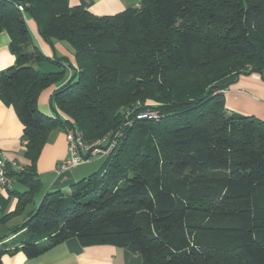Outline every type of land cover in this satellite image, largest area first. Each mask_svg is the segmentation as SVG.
Wrapping results in <instances>:
<instances>
[{
  "label": "trees",
  "instance_id": "1",
  "mask_svg": "<svg viewBox=\"0 0 264 264\" xmlns=\"http://www.w3.org/2000/svg\"><path fill=\"white\" fill-rule=\"evenodd\" d=\"M138 4L97 17L69 0H0V32L17 56L0 74V100L24 127L30 162L9 174L26 189L13 215L39 191L35 163L52 131L76 129L87 144L121 133L99 170L67 195H43L0 264L69 238L125 249L142 264H264V121L223 106L238 76L264 80V0ZM27 19L53 57L32 44ZM54 42L73 49L75 65ZM52 85L49 117L37 102ZM152 108L157 119H135Z\"/></svg>",
  "mask_w": 264,
  "mask_h": 264
},
{
  "label": "crops",
  "instance_id": "2",
  "mask_svg": "<svg viewBox=\"0 0 264 264\" xmlns=\"http://www.w3.org/2000/svg\"><path fill=\"white\" fill-rule=\"evenodd\" d=\"M69 5L81 6L97 17L112 16L129 7L139 6L138 0H69ZM26 23L32 37V44L36 45L46 57H53L52 49L37 36L34 23L28 19ZM9 44L10 40L7 33L0 32V74L16 65L17 56L12 52ZM66 45L64 42H54V53L57 57L66 58L71 65H75L74 51L69 45ZM41 66H35V68L41 71ZM53 68L54 70L56 69L55 67ZM57 88L58 86L52 85L43 90L39 95L37 102L38 110L46 116H53V113L49 109V100ZM223 99V106H225L227 112L243 116H253L264 121V80L261 79L260 75L238 76L223 92ZM23 129L24 127L14 109L0 100V150L5 154L6 159L27 167L30 165V162L24 155L25 142L22 139ZM66 158L65 132L62 128H57L49 134L35 163V171L40 181L39 191L41 194L61 191L64 195H67L72 184L86 177L89 172H93V169L76 171L83 164L60 175L55 174V166ZM99 160H102V158H99ZM101 165L102 163H100L96 171L99 170ZM25 190L18 182H13L10 189L0 188V249L4 244H8L7 242L13 239V230L18 228L26 219V216L13 215L17 204V194ZM16 246L18 245H13L12 247ZM1 263L142 264V260L138 255L131 254L127 250L116 246H82L76 238H69L35 258L28 259L20 250H17L12 255H3Z\"/></svg>",
  "mask_w": 264,
  "mask_h": 264
},
{
  "label": "built area",
  "instance_id": "3",
  "mask_svg": "<svg viewBox=\"0 0 264 264\" xmlns=\"http://www.w3.org/2000/svg\"><path fill=\"white\" fill-rule=\"evenodd\" d=\"M132 112L126 111V116H130ZM157 112L143 111L135 116L136 120H155L159 117ZM121 137L120 132L111 134L92 144H87L83 140L82 135L76 129H67L65 131L67 158L55 166L54 172L60 175L70 171L75 167L88 163L95 158L108 157L116 146V138ZM24 167L12 160L6 159L5 154L0 150V188L10 189L12 180L10 173H21Z\"/></svg>",
  "mask_w": 264,
  "mask_h": 264
},
{
  "label": "rangeland",
  "instance_id": "4",
  "mask_svg": "<svg viewBox=\"0 0 264 264\" xmlns=\"http://www.w3.org/2000/svg\"><path fill=\"white\" fill-rule=\"evenodd\" d=\"M66 46H68V45H66ZM42 66H41V71H45V72H50V71H53L54 70V66L53 65H51V64H48V65H51V66H48V65H43V64H41ZM45 67H47V68H45ZM44 69V70H43ZM146 111H152V112H157L156 114H158L159 115V112L158 111H156V109H147ZM103 160H104V158H102V160H99V158H95V159H92V160H90L88 163H86V164H84L83 166H81V167H78V169L76 170V171H79V170H81V169H93L92 171L94 172V171H96V169L98 168V166L100 165V163H102L103 162ZM93 172H89V174L88 175H90L91 173H93ZM87 175V176H88ZM43 195L44 194H41V192L40 191H38V193L35 195V197H34V201H33V203L32 204H30V205H28L27 207H26V209H25V212H24V214L22 215V217L23 216H25V214H27V213H30V212H32L33 210H35L36 208H37V206H38V204H39V202L41 201V199H42V197H43ZM20 221V220H19ZM19 241V237L18 236H16V237H13V239H11V241H8L7 243V245L9 246V245H11L10 247H12L15 243H17Z\"/></svg>",
  "mask_w": 264,
  "mask_h": 264
}]
</instances>
